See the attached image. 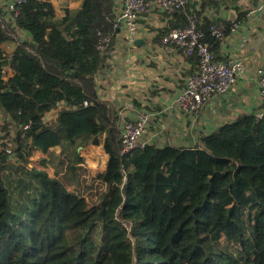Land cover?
<instances>
[{
  "label": "trees",
  "instance_id": "16d2710c",
  "mask_svg": "<svg viewBox=\"0 0 264 264\" xmlns=\"http://www.w3.org/2000/svg\"><path fill=\"white\" fill-rule=\"evenodd\" d=\"M212 5L188 4L170 28L196 16L216 54L210 26L224 22L229 34L231 24L207 18ZM114 7V0H82L57 21L51 0H28L14 27L0 14V112L16 128L11 138L0 127V144L17 159L0 154V264H264V114H241L191 148L148 144L122 154L117 118L95 81L119 32ZM12 41L16 49L6 54L2 46ZM87 135L95 146L104 137L108 161L92 179L102 187L96 207L80 219L86 211L74 210L66 186L26 164L35 151ZM69 158L63 179L80 192L92 180L77 149Z\"/></svg>",
  "mask_w": 264,
  "mask_h": 264
},
{
  "label": "crops",
  "instance_id": "0c3cea01",
  "mask_svg": "<svg viewBox=\"0 0 264 264\" xmlns=\"http://www.w3.org/2000/svg\"><path fill=\"white\" fill-rule=\"evenodd\" d=\"M70 1L51 0L56 10V19L65 15ZM202 1L188 0L189 4L195 3V9L199 11H202ZM216 1L218 6H208L204 15L212 21L223 18L229 23L237 22L238 28L230 32L225 41L218 43L215 60L218 63L233 58L243 60L246 72L238 85L227 94L215 98L196 115L180 114L176 109L165 111L184 87L186 78L198 71L199 62L197 58H185L180 52L162 46V36L174 29L170 28V24L175 15L157 12L146 15L140 22V35L136 45L129 46L123 34L118 32L114 53L109 56L112 61L105 60L96 75L97 93L111 108L121 132L125 123L135 121L144 113H150L153 114V119L148 132L149 144L160 148H191L200 143L201 135H209L222 125L235 121L241 114L260 110V91L255 71L264 66V4H260V0ZM2 6L0 4V10H4ZM231 11L236 13L235 21H229ZM241 11H248L249 14L240 21L238 17ZM17 32L22 41H32L29 34L22 30ZM16 45V42H7L2 49L6 54H11ZM13 76L10 69L6 80ZM63 106L59 105L48 113L46 123H52ZM103 139L99 146L86 144L92 140L91 135L76 138L73 143H63L62 146L41 154L48 159L42 166L52 177L60 179L70 164L69 156L77 149L84 158L88 176L95 178L98 175V154L101 155L103 167L100 174L107 166L108 155L103 147Z\"/></svg>",
  "mask_w": 264,
  "mask_h": 264
},
{
  "label": "built area",
  "instance_id": "2783aa9c",
  "mask_svg": "<svg viewBox=\"0 0 264 264\" xmlns=\"http://www.w3.org/2000/svg\"><path fill=\"white\" fill-rule=\"evenodd\" d=\"M27 2L28 0H0V4L4 8V10H0L2 18L12 27L17 26V19ZM188 4V0H114L119 32L123 34L129 46H135L140 35V22L146 15L157 12L174 16ZM81 6L82 0H71L68 9L77 11ZM189 20L188 26L171 29L161 38V44L165 48L180 52L185 58H197L199 62L198 71L186 78L184 87L175 95L165 111L176 109L180 114L196 115L215 98L227 94L230 89L236 87L245 75L246 68L241 58L216 62L211 43L204 40V34L198 29L196 16H190ZM230 24L231 32H234L238 28V23ZM209 32L217 43H222L228 37V28L224 22L213 23ZM103 42L106 43L108 40L104 39ZM101 48L104 49V46ZM112 52L114 53V47L106 57V61H112V58L109 57ZM255 75L261 103L260 110L255 114L261 118L264 114V66L258 67ZM152 119L153 114L144 113L135 121L123 125L121 132L122 154L143 150L149 144L148 132ZM3 152H6L10 157L14 156L11 148L0 144V154ZM39 156L41 153L35 151L30 156V160L36 162Z\"/></svg>",
  "mask_w": 264,
  "mask_h": 264
},
{
  "label": "rangeland",
  "instance_id": "374dc122",
  "mask_svg": "<svg viewBox=\"0 0 264 264\" xmlns=\"http://www.w3.org/2000/svg\"><path fill=\"white\" fill-rule=\"evenodd\" d=\"M60 20H62L61 17L57 19V21H60ZM3 126H7L8 127V130L10 131V134H11V138L13 136H15V134H16L15 126L7 119V117L4 114H2L0 112V127H1V129L3 128ZM4 134H5V131H2L1 136H3ZM86 144H88V143H86ZM86 144H85V146H86ZM98 157H99V163H98L97 168H98V175H100V173L102 172V168L103 167H102V161L100 160L101 155L98 154ZM10 159H12V161H17V159L14 156L11 157ZM46 160H48V159L39 156L38 160L35 162V161H31L30 157H29L26 166L29 167V168L32 167V168H40V169H44L45 170V167L41 166V163L46 161ZM61 166H62V164H60V167ZM95 177H96V175H95ZM93 178H94V176L89 175V180H92ZM59 180L63 181L62 183L67 187L68 193H70L71 196H73V198L69 197V202L72 199L71 200V206L74 207V210H76V208H75L76 206H82L83 209L86 211V213H83V214L79 213L80 214V216H79L80 219H83L84 217H86V215L89 212L91 214L92 210L96 207L95 201L98 199V195L102 191V187H101L100 183H98V185H97V182H93V180H92L87 185L84 184L81 187V191L77 192V191L74 190V188L72 186H70L69 183H67L63 179V176H61V178ZM91 185L93 187L88 189L87 186H91ZM76 192L79 193L80 195H78ZM77 196H81V197L78 198ZM68 206H70V204H68ZM74 217H75V215H74ZM203 217H204V219L206 221H209V222L213 220V217L210 215V213H207V215H203Z\"/></svg>",
  "mask_w": 264,
  "mask_h": 264
},
{
  "label": "water",
  "instance_id": "95a60500",
  "mask_svg": "<svg viewBox=\"0 0 264 264\" xmlns=\"http://www.w3.org/2000/svg\"><path fill=\"white\" fill-rule=\"evenodd\" d=\"M237 19L236 13L234 11H231L229 14V21H235ZM141 41L138 42L140 44Z\"/></svg>",
  "mask_w": 264,
  "mask_h": 264
}]
</instances>
